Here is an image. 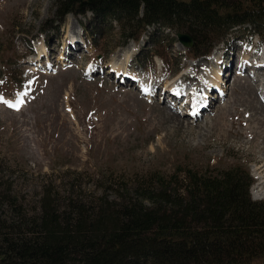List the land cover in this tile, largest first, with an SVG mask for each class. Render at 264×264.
<instances>
[{"label":"rangeland","instance_id":"rangeland-1","mask_svg":"<svg viewBox=\"0 0 264 264\" xmlns=\"http://www.w3.org/2000/svg\"><path fill=\"white\" fill-rule=\"evenodd\" d=\"M160 30L156 35L151 29L136 42L117 23L94 22L91 13L60 20L54 0H0V97L7 101L0 102V182L22 197L25 212L36 213L46 187L72 182L93 196L114 198L119 183L153 172L170 175L179 166L203 172L243 167L254 180L252 198L264 201L257 169L264 113L255 98L264 95V68L259 78L253 76L254 63L264 62V47L257 38L243 42L232 36L195 59L176 31ZM152 50L160 56L151 61ZM129 55L127 64L118 60ZM117 60L125 76L111 74ZM241 63L248 64L244 71ZM210 66L222 69V87H229L220 103L216 85L207 95L218 107H228L223 129L208 130L223 113L218 107L195 121L179 103L176 111L190 128L176 126L167 113L151 107L152 102L172 105L158 100L163 87L179 83L199 89L183 76L203 80ZM142 85L156 87L158 99L148 100ZM18 100L23 101L18 110L8 106Z\"/></svg>","mask_w":264,"mask_h":264},{"label":"trees","instance_id":"trees-1","mask_svg":"<svg viewBox=\"0 0 264 264\" xmlns=\"http://www.w3.org/2000/svg\"><path fill=\"white\" fill-rule=\"evenodd\" d=\"M54 1L60 20L91 13L136 42L151 29L189 35L195 59L232 36L264 47V0ZM253 184L240 166H179L119 183L114 198L72 182L46 187L29 214L0 182V264H264V201Z\"/></svg>","mask_w":264,"mask_h":264},{"label":"bare ground","instance_id":"bare-ground-1","mask_svg":"<svg viewBox=\"0 0 264 264\" xmlns=\"http://www.w3.org/2000/svg\"><path fill=\"white\" fill-rule=\"evenodd\" d=\"M178 38V41H179V43L181 44V45H183V46H185L184 44H182L181 42H180V39H179V37H177ZM122 60V61H125V64H127V62L129 61V60H131L130 59V55L128 56V59H126L125 57H121V58H119L118 60ZM118 60L116 61V63H115V65H113L112 66V68H114V71H112L111 70V74H113V75H116V74H119L120 75V73H121V71L123 70L122 69V64L121 63H119L118 62ZM219 63H220V61H219ZM216 64H218V61L216 62ZM246 66L248 65V64H245ZM243 66V63H241V65H240V68H241V70L240 71H244V68L246 67H242ZM194 67H196V70H194V71H197V69H198V67H199V65H196V66H194ZM262 68H264V65H263V63H260V65L258 66V68H255V70H256V72H254V74H253V76H255V77H257V78H259V76H260V72L262 71L263 72V69ZM221 70L222 69H219V70H217V68H215L214 66H210L209 67V72L207 73V74H203L204 76H203V80H200V79H198L197 77H192V76H188L187 74H185L184 76H183V78L188 82V83H190V82H192L193 84L194 83H196V84H198V86H199V89H197L196 90V88H193L194 89V91H191V89H185L184 88V86H182L181 84L179 85V83H174L173 85H171V86H167V87H163V88H161V90H160V98L158 99V97H156V96H158V92H156L155 91V89H156V87H152L151 89H149V87H144L143 85H142V87H141V92H143L142 94L144 95V96H146L147 98H148V100L149 99H151V98H155V100H161V101H163V103H164V100L165 99H167V100H169V102H173L172 103V105L170 106H168V103L166 104V106L167 107H165V106H160L158 103H156V102H152V108H156L155 109V112H164V113H167L169 116H170V122L172 123H175V125L176 126H186V125H188V127L190 128V124H186V122L184 121V120H182L183 118L181 117V115H180V113H178V111H176V110H180L181 108L180 107H178V104L179 103H181L182 104V102H183V100H185V103H183V105L185 104V105H187V109L189 110V111H187L186 112V116L187 117H189V119H191V115L192 116H194V119H195V121H200L201 120V118H203L204 117V115L207 113V112H212V111H214V108H216V107H218L217 105V102H219L220 103V101H222V96L224 95V93H228V89H229V87L227 88V89H225L224 87H222V84H224V82L226 81V79L224 80V79H222L221 78ZM88 71V70H87ZM89 72V71H88ZM93 73V72H92ZM110 74V73H109ZM127 74V73H126ZM196 74V73H195ZM121 75H124L125 76V74L124 73H121ZM226 75V74H225ZM224 76V75H223ZM116 77H117V75H116ZM255 77H254V79H255ZM125 81L126 80H130V77L128 76V74L126 75V78L124 79ZM134 81V80H133ZM256 81V80H255ZM258 81V80H257ZM123 82V81H122ZM127 82V81H126ZM126 82H123V83H126ZM131 82H132V80H131ZM240 83V80H238L237 81V84H239ZM237 84H235L234 85V87H236V85ZM214 85H216L217 87H218V94H220V96H216L215 98H216V100H217V102H214V101H209V97H207V95H208V90L210 89V88H212V87H214ZM256 85V84H255ZM254 85V86H255ZM253 85L250 87V89L252 90V92H258V91H256V90H258V89H255V88H253L254 87ZM185 89V90H184ZM176 92V93H175ZM254 94V93H253ZM163 95V96H162ZM189 95H191V98H192V100L194 101L193 103H194V105L192 106V110L191 109H189L190 108V104L186 101L187 100V98H189L190 96ZM189 96V97H188ZM256 96V97H255ZM255 96H253V97H255V98H257L258 100H259V105H260V109H261V111H262V113H264V95H263V97H261V95L259 94V93H257V95H255ZM167 97V98H166ZM157 98V99H156ZM254 98V99H255ZM256 100V99H255ZM257 101V100H256ZM166 102V101H165ZM258 102V101H257ZM256 102V103H257ZM187 103V104H186ZM189 106V107H188ZM183 107V106H182ZM151 108V109H152ZM180 108V109H179ZM194 108V109H193ZM228 107H224V108H221V107H218V109H217V112H219V109H221L222 111H223V113H221V115L220 116H215L214 117V119L215 120H213V123H214V125H211V126H209V128H208V130L209 131H211V130H219V129H223L224 128V126H225V124H226V121H227V119H228V117H229V113H228V109H227ZM216 110V109H215ZM246 110H248L247 108H246ZM253 110V109H252ZM205 111H207V112H205ZM236 111V110H235ZM260 111V110H259ZM180 112V111H179ZM244 112V111H243ZM196 113H198L197 115H196ZM238 113V112H237ZM246 113V112H245ZM239 114V113H238ZM246 114H248V113H246ZM253 115H254V113H252ZM166 115V114H165ZM242 115V114H241ZM243 115H245V114H243ZM243 115H242V117H243ZM236 116V115H235ZM235 116H234V118H235ZM238 116V115H237ZM244 117H246V116H244ZM257 117V116H256ZM262 118V117H261ZM237 119H240L239 117H237ZM246 119H247V117H246ZM154 119L153 118H150V121L152 122ZM245 120V119H244ZM248 120H250V119H248ZM154 122V121H153ZM154 123H156V122H154ZM248 123H250V122H248ZM259 123H261V122H259ZM253 124V123H252ZM257 124V123H256ZM245 126H246V124H245ZM245 126H243V127H245ZM187 127V126H186ZM223 127V128H222ZM247 127H248V125H247ZM261 127V126H260ZM155 128V127H154ZM246 128V127H245ZM244 128V129H245ZM249 128V127H248ZM251 128V127H250ZM243 129V128H242ZM253 129V128H252ZM250 130V129H249ZM220 131V130H219ZM218 131V132H219ZM241 131V130H240ZM251 131V130H250ZM230 132V131H229ZM258 132V131H257ZM228 133V132H227ZM243 134V133H242ZM249 134V133H248ZM259 134V133H258ZM246 135H247V133H246ZM250 135H252V134H250ZM203 136H205V134L203 135ZM245 136V135H244ZM253 137V136H252ZM243 139V138H242ZM262 144V143H261ZM261 150H262V154H263V157H261V158H258V160H257V169H258V171L260 172V174L263 176L262 178H263V180H264V144H263V146H262V148H261ZM263 185H262V189L264 190V183H262Z\"/></svg>","mask_w":264,"mask_h":264},{"label":"water","instance_id":"water-1","mask_svg":"<svg viewBox=\"0 0 264 264\" xmlns=\"http://www.w3.org/2000/svg\"><path fill=\"white\" fill-rule=\"evenodd\" d=\"M179 39H180V42L182 44H184L186 47H191L192 44H193V40L190 36L186 35V34H178Z\"/></svg>","mask_w":264,"mask_h":264},{"label":"snow or ice","instance_id":"snow-or-ice-1","mask_svg":"<svg viewBox=\"0 0 264 264\" xmlns=\"http://www.w3.org/2000/svg\"><path fill=\"white\" fill-rule=\"evenodd\" d=\"M0 102H3V103H7V101L3 100L2 97H0ZM23 103L22 100H18L16 104H11L9 103L8 106L9 107H13V108H16L18 110L19 106Z\"/></svg>","mask_w":264,"mask_h":264}]
</instances>
